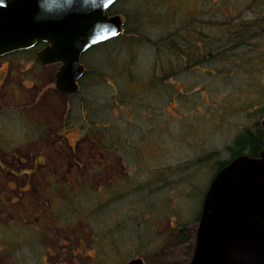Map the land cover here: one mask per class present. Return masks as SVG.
Segmentation results:
<instances>
[{
  "label": "rangeland",
  "instance_id": "374dc122",
  "mask_svg": "<svg viewBox=\"0 0 264 264\" xmlns=\"http://www.w3.org/2000/svg\"><path fill=\"white\" fill-rule=\"evenodd\" d=\"M119 6L140 34L132 48L122 38L89 51L95 77L79 94L56 88L58 63H37L41 46L0 56V264H188L178 233L195 231L220 164L206 155L226 159L236 134L264 117V0ZM190 14L203 31L219 25V41L192 36L196 53L228 48L200 72L167 67L172 54L153 43ZM222 25L250 37L226 41Z\"/></svg>",
  "mask_w": 264,
  "mask_h": 264
},
{
  "label": "water",
  "instance_id": "95a60500",
  "mask_svg": "<svg viewBox=\"0 0 264 264\" xmlns=\"http://www.w3.org/2000/svg\"><path fill=\"white\" fill-rule=\"evenodd\" d=\"M115 1L0 0V56L42 42L38 61L58 63L56 88L75 93L83 52L123 30L124 16L109 11ZM260 123L264 138V117ZM188 264H264V148L238 154L213 174Z\"/></svg>",
  "mask_w": 264,
  "mask_h": 264
},
{
  "label": "trees",
  "instance_id": "16d2710c",
  "mask_svg": "<svg viewBox=\"0 0 264 264\" xmlns=\"http://www.w3.org/2000/svg\"><path fill=\"white\" fill-rule=\"evenodd\" d=\"M120 2L126 3L127 0H116L109 7V11L111 13L120 11L124 15L125 21H124V25H123V30L118 35H116V36H114L108 40L96 43V44L92 45L91 47H89L86 51L83 52L82 61H83V59L85 60L86 54L89 53V51H92L96 48L98 50H103V49L107 48L109 45L113 46L114 44H117L122 38H123L122 40H126V43L129 45L130 48H132L135 45L134 39L136 37L134 34L135 33L140 34V32H139L140 30L138 31L139 27L138 28H135V27L129 28L128 27V22L130 20L132 12L130 13L123 6L118 7ZM134 14H135V12H134ZM197 15L198 14H196V15L190 14V16L186 15L188 17L186 19H183L184 17H182V18H179L180 21L175 20V23L173 24L174 29H171V31L167 32V34L165 36H161L155 42H153L154 45H156V47L158 49L161 48L162 46H164L167 49L166 52L168 54H172L173 59L172 60L169 59L170 62L168 63L169 65L167 64L168 65L167 67L175 66L173 64L178 63L179 65L180 64L182 65L183 70H186V71L187 70H193L191 67H194V69L196 71L200 72L203 70L202 65L204 64L205 60L210 61V60H215L218 58H224L225 57V55H223V54H226V53L223 49H228V48H220V46H218V47L214 46V48H215L214 52L215 53H212L209 55L207 54V56L199 55L198 53L195 52V49L198 48L197 47L198 45L196 44L197 40L195 41L196 38L194 39V37H192L193 35H198L199 37H201L203 42H204L205 38H207L208 40L215 39V40L219 41V38H217V37L212 38L210 35L211 32L213 31V30H211V28H214V26L218 27L219 25H214V23L212 22L213 20L210 22L208 21L207 23H208V29L209 30H207V28L206 29L204 28L205 31L209 33L208 34L205 31H203L202 29H199L198 24H201V26H203L205 22H204V20H200V16L199 15L197 16ZM150 19L153 20V18H151V16H150ZM223 19L225 20L226 17H224ZM192 20H194V21H192ZM175 25H177L178 28ZM223 27H225V26H223ZM225 29L226 30H224L222 33H224V35H226L225 33H227V36H226L227 40L226 41H229L230 39L235 40V39L240 38V37L244 38V39L242 38L243 41L236 42L237 45L242 44L243 42L246 41L245 39H248L250 37V33H247L245 31L246 26L244 27V25H242V29H239V30H231V29H228L227 27H225ZM130 34H131V36H130ZM142 35L144 36V34H142ZM128 39H130V40H128ZM193 39H194V42H192ZM223 41H225V39ZM40 46H42V42L36 43L33 47H30V49H34V47H35V49H37ZM21 50H23V49H21ZM229 55H230V57L235 56V58L237 59L235 53H230ZM85 61H83L82 63L86 64ZM171 61H173V62L171 63ZM239 62H240V60L238 59L237 64H239ZM37 63H39V62L37 61ZM84 67H85V65H84ZM222 68H224L223 65H222ZM210 72H212V74H216V72L214 70H212ZM219 72H221L223 75H225L226 78H228L230 76H234L235 74L238 75L237 70H230V69H227V67L225 68V70H220ZM219 72H217V73L219 74ZM94 73L95 72L93 70L89 71V69L86 70V68H85L83 74L80 76V78L78 80V85H79L78 90L74 94H77V92L79 94L82 91V88L85 84L84 83L85 78L88 77V79L90 78L91 80H93V77H95ZM167 73H168V71H167ZM71 95L73 96V93ZM71 102H72V100H71ZM79 108L80 109L83 108L82 104ZM257 111L264 113V106L259 107L257 109ZM88 120L92 123V126L97 125L96 124L97 122L94 119L89 117ZM101 128H102V126H101ZM262 148H264V138H263V134H262L261 123H259L257 121V123H254L250 127H245L239 133L236 134L235 138L233 139V143L227 146V149L229 150V156L226 159H217V158L213 157L212 152H209L206 155V159L209 160L210 158L211 159L214 158V161H216L217 163L220 162V164L217 165V170H218L219 168L224 166L231 158L237 156L238 154L246 153L249 155L257 156L259 154L260 150H262ZM200 192H201V199H202V196L204 194V190L200 191ZM201 199H200V195H199V200H201ZM199 214H200V209L197 212V214L194 215L193 220L198 221ZM181 224L183 225L184 222ZM178 237H179V240L181 242H188L189 243L188 251H189V256L191 257L193 245H194V240H195V231L191 230V229L183 230L182 232L178 233Z\"/></svg>",
  "mask_w": 264,
  "mask_h": 264
},
{
  "label": "flooded vegetation",
  "instance_id": "af4514ba",
  "mask_svg": "<svg viewBox=\"0 0 264 264\" xmlns=\"http://www.w3.org/2000/svg\"><path fill=\"white\" fill-rule=\"evenodd\" d=\"M42 45H43V43H42ZM12 53V52H11ZM36 54V53H35ZM5 55H8V54H4V55H2V56H5ZM38 61V60H37ZM39 62V61H38ZM39 64L40 65H42L40 62H39ZM52 64H54V63H52ZM57 64V63H56ZM47 65H49V64H47ZM42 66H44V65H42ZM54 82H55V79H54Z\"/></svg>",
  "mask_w": 264,
  "mask_h": 264
}]
</instances>
